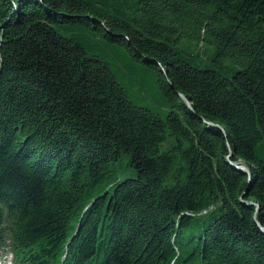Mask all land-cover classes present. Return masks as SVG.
I'll return each mask as SVG.
<instances>
[{
    "label": "trees",
    "instance_id": "1",
    "mask_svg": "<svg viewBox=\"0 0 264 264\" xmlns=\"http://www.w3.org/2000/svg\"><path fill=\"white\" fill-rule=\"evenodd\" d=\"M258 222L264 0H0L16 264H264Z\"/></svg>",
    "mask_w": 264,
    "mask_h": 264
},
{
    "label": "water",
    "instance_id": "2",
    "mask_svg": "<svg viewBox=\"0 0 264 264\" xmlns=\"http://www.w3.org/2000/svg\"><path fill=\"white\" fill-rule=\"evenodd\" d=\"M179 95L184 100V102L186 103V105L189 108L192 109V106H191V103H190L189 99L183 93H179ZM211 124H213V125H215L217 127H220L221 129H223V127L220 126L219 124H215V123H211ZM230 154H232V150L230 151ZM231 163L233 164L234 167L240 169L241 171H244V172L250 174V169H249V167L245 163H240V161L239 162L238 161H231ZM249 203L250 204H255L253 202H249ZM256 207L258 209V205L257 204H256ZM258 224H259V227L262 230V232H264V226H262L259 222H258Z\"/></svg>",
    "mask_w": 264,
    "mask_h": 264
},
{
    "label": "rangeland",
    "instance_id": "3",
    "mask_svg": "<svg viewBox=\"0 0 264 264\" xmlns=\"http://www.w3.org/2000/svg\"><path fill=\"white\" fill-rule=\"evenodd\" d=\"M238 162H239V161H238ZM124 163H125V162H122V165H121L122 167H123ZM240 163H244V162L240 161ZM126 166H127V165L125 164L124 167H123V169L125 168L124 171H126V169L128 168V167H126ZM120 169H121V168H120ZM124 174H125V173H124Z\"/></svg>",
    "mask_w": 264,
    "mask_h": 264
}]
</instances>
